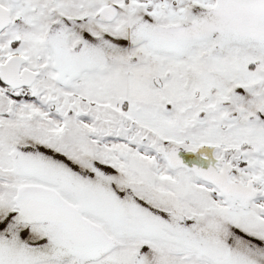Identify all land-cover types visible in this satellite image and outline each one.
Instances as JSON below:
<instances>
[{
  "label": "snow or ice",
  "instance_id": "1",
  "mask_svg": "<svg viewBox=\"0 0 264 264\" xmlns=\"http://www.w3.org/2000/svg\"><path fill=\"white\" fill-rule=\"evenodd\" d=\"M0 264H264V0H0Z\"/></svg>",
  "mask_w": 264,
  "mask_h": 264
}]
</instances>
